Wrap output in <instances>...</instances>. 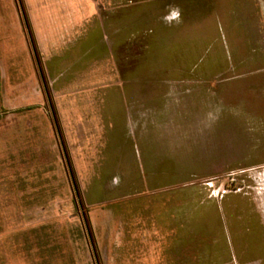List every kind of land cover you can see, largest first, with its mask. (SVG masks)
Listing matches in <instances>:
<instances>
[{
	"label": "crops",
	"instance_id": "obj_1",
	"mask_svg": "<svg viewBox=\"0 0 264 264\" xmlns=\"http://www.w3.org/2000/svg\"><path fill=\"white\" fill-rule=\"evenodd\" d=\"M14 1V16L0 9V69L15 61L2 47L13 30L25 37L32 74L26 85L19 68L7 70L6 107L43 110L49 102L89 168L110 160L121 170L119 195L106 198L120 203L114 264H264V200L178 182L177 169L201 166L161 150V137L190 135L175 122L191 120L194 101L207 103L225 73L224 51L211 53L210 39L225 37L226 1L241 8L252 0H24L26 16ZM102 77L87 97L75 85ZM129 166L137 173L128 175Z\"/></svg>",
	"mask_w": 264,
	"mask_h": 264
},
{
	"label": "rangeland",
	"instance_id": "obj_2",
	"mask_svg": "<svg viewBox=\"0 0 264 264\" xmlns=\"http://www.w3.org/2000/svg\"><path fill=\"white\" fill-rule=\"evenodd\" d=\"M14 2L0 0L8 17L14 16ZM17 2L26 16L24 0ZM196 3L193 16H200ZM223 12L225 37L219 32L210 48L224 51L219 61L225 73L216 78L207 103L193 100L191 120L175 122L190 135L161 137V150L201 166L177 169L178 182L191 179L212 194L246 191L264 200V56L256 55L264 54V2H242L239 8L226 1ZM4 35L3 52L15 61L0 69V264H114L120 256V203L106 198L119 195L121 170L110 168V160L104 168H89L72 137L63 135L49 102L43 110L6 107L7 70L19 68L27 85L32 65L25 37L13 30ZM217 61L210 58L212 65ZM101 81L75 85L87 97L89 86ZM125 171L131 176L138 170Z\"/></svg>",
	"mask_w": 264,
	"mask_h": 264
},
{
	"label": "water",
	"instance_id": "obj_3",
	"mask_svg": "<svg viewBox=\"0 0 264 264\" xmlns=\"http://www.w3.org/2000/svg\"><path fill=\"white\" fill-rule=\"evenodd\" d=\"M67 160V159H66ZM67 163H68V161H67ZM69 166V165H68ZM70 169V168H69ZM74 189H75V192H76V194H77V188H76V185H75V183H74Z\"/></svg>",
	"mask_w": 264,
	"mask_h": 264
},
{
	"label": "trees",
	"instance_id": "obj_4",
	"mask_svg": "<svg viewBox=\"0 0 264 264\" xmlns=\"http://www.w3.org/2000/svg\"><path fill=\"white\" fill-rule=\"evenodd\" d=\"M31 35V34H30ZM55 116V115H54ZM55 122L57 123V120L55 119Z\"/></svg>",
	"mask_w": 264,
	"mask_h": 264
}]
</instances>
